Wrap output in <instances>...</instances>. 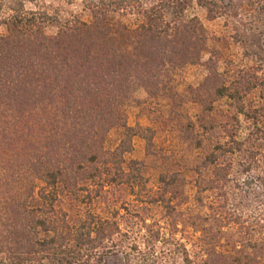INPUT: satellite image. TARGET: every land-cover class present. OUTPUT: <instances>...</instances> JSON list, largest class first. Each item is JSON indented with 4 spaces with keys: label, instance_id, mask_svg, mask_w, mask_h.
<instances>
[{
    "label": "trees",
    "instance_id": "trees-1",
    "mask_svg": "<svg viewBox=\"0 0 264 264\" xmlns=\"http://www.w3.org/2000/svg\"><path fill=\"white\" fill-rule=\"evenodd\" d=\"M8 1L0 0V264H105L114 251L124 264H178L179 256L183 264H262L264 219L252 224L244 210L251 197L264 204V53L246 70L243 92L261 88L262 105L243 103L245 137L232 134L207 155L193 200L185 177L163 175L154 200L165 223L144 218L137 234L114 198L139 184L124 167L138 133L125 106L141 88L161 92L169 71L202 60L193 0H84L89 21L62 20L42 0ZM197 1L211 20L223 14L216 0ZM208 65L202 88L228 96L212 58ZM117 131L124 138L112 150ZM65 197L78 206L75 219Z\"/></svg>",
    "mask_w": 264,
    "mask_h": 264
},
{
    "label": "rangeland",
    "instance_id": "rangeland-1",
    "mask_svg": "<svg viewBox=\"0 0 264 264\" xmlns=\"http://www.w3.org/2000/svg\"><path fill=\"white\" fill-rule=\"evenodd\" d=\"M142 1L148 6L153 2ZM8 2L11 4L13 0ZM216 2L223 9V14L216 20L208 17L207 9L197 0H193L189 9V14L198 16L202 22L201 34L207 43L202 60L183 70L169 71L161 92L151 95L141 88L125 106L128 124L138 133L133 137L132 151L125 154L124 167L127 171L135 169L139 184L135 192L129 186L120 187L114 198L116 204L126 207L122 209L124 227L134 228L137 234L142 231L140 227L144 218L148 223H165L164 209L154 200L161 190L162 176L180 173L188 181L186 190L193 200L197 169L207 155L219 143H227L232 134L240 138L247 134L248 123L240 113L243 103L247 107L262 105L261 88H254L247 94L243 89L250 86L246 75L248 69L258 67V64L260 66L258 57L264 53V0ZM40 4L62 20L75 16L90 20L84 0H42ZM36 5L26 2L29 10H38ZM124 20L134 22L135 16H128ZM56 32V28L48 29L51 35ZM211 58L222 75L217 85H225L228 96L219 97L216 90L202 88L209 74L208 62ZM255 83L256 80H252L251 85ZM123 138L121 132H113L108 148L115 150ZM133 161L139 163L130 167ZM213 169V166L208 167L205 175H210ZM251 198L248 201L250 206L245 207L244 213L255 224L256 220L264 219V204L262 200ZM65 200V208L71 211L75 219L78 206L67 197ZM103 208L100 211L103 212ZM190 212L196 213V209ZM193 239L189 236L188 243ZM189 248L192 249L191 244ZM162 258L167 260L170 254ZM176 262L183 264L182 257H177ZM168 263L172 264V260ZM105 264H124L122 251L109 253Z\"/></svg>",
    "mask_w": 264,
    "mask_h": 264
}]
</instances>
